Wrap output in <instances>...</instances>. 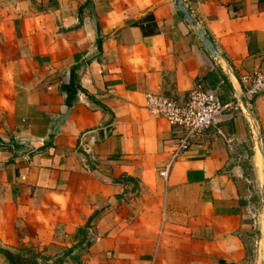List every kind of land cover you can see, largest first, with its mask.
<instances>
[{
	"label": "crops",
	"instance_id": "0c3cea01",
	"mask_svg": "<svg viewBox=\"0 0 264 264\" xmlns=\"http://www.w3.org/2000/svg\"><path fill=\"white\" fill-rule=\"evenodd\" d=\"M180 2L225 62L173 0H0V264L27 245L53 264L264 262V95L254 121L235 103L264 73V0ZM194 89L235 110L162 180L173 128L144 95Z\"/></svg>",
	"mask_w": 264,
	"mask_h": 264
},
{
	"label": "built area",
	"instance_id": "2783aa9c",
	"mask_svg": "<svg viewBox=\"0 0 264 264\" xmlns=\"http://www.w3.org/2000/svg\"><path fill=\"white\" fill-rule=\"evenodd\" d=\"M241 94L248 102L251 98L264 95V73H253L240 79ZM235 103L240 110L239 101ZM144 109L153 116L166 121L173 128L174 150L167 163L158 172L165 180L170 165L176 161L189 145L210 129L223 114L235 110L231 103H221L211 91L191 90L183 103H177L161 95H144Z\"/></svg>",
	"mask_w": 264,
	"mask_h": 264
},
{
	"label": "water",
	"instance_id": "95a60500",
	"mask_svg": "<svg viewBox=\"0 0 264 264\" xmlns=\"http://www.w3.org/2000/svg\"><path fill=\"white\" fill-rule=\"evenodd\" d=\"M173 1H174V5H175V8L178 11V13L181 15V17L184 19V21L188 25H190V27L193 29L195 35L198 37L200 42L206 48L208 53L214 59L221 60V61L225 62L223 56L217 52V50L215 49V47L213 46L211 41L207 38V36L196 26L194 20L190 17L188 11L183 7L180 0H173ZM236 98L239 101L241 108L245 111V113L248 115V117L252 121H254L252 114H251V111L248 107V104H247L246 100L244 99V97L242 96V94L241 93L236 94ZM256 144H257L258 152H259L261 159H262L263 174H264V163H263L264 160H263V154H262V150H261L260 143H259L258 133H256ZM262 188H263V193L261 194V202H262V207H263V211H264V178L262 181ZM261 264H264V262H261Z\"/></svg>",
	"mask_w": 264,
	"mask_h": 264
},
{
	"label": "rangeland",
	"instance_id": "374dc122",
	"mask_svg": "<svg viewBox=\"0 0 264 264\" xmlns=\"http://www.w3.org/2000/svg\"><path fill=\"white\" fill-rule=\"evenodd\" d=\"M256 210L260 216L262 222H264V213L263 208L260 203H257ZM264 247V235L262 239H258L254 244V254L258 258L259 250L261 247ZM52 250L49 249L47 252L46 248L39 249L33 246H22L21 249L17 250V255L20 256L18 264H31L32 262H37L39 264H53V261L50 259Z\"/></svg>",
	"mask_w": 264,
	"mask_h": 264
},
{
	"label": "trees",
	"instance_id": "16d2710c",
	"mask_svg": "<svg viewBox=\"0 0 264 264\" xmlns=\"http://www.w3.org/2000/svg\"><path fill=\"white\" fill-rule=\"evenodd\" d=\"M2 255L7 264H18L20 260L18 255H13L9 253L8 251H2ZM31 264H39V263L32 262ZM55 264H59V263H55Z\"/></svg>",
	"mask_w": 264,
	"mask_h": 264
},
{
	"label": "bare ground",
	"instance_id": "6f19581e",
	"mask_svg": "<svg viewBox=\"0 0 264 264\" xmlns=\"http://www.w3.org/2000/svg\"><path fill=\"white\" fill-rule=\"evenodd\" d=\"M259 155V154H258Z\"/></svg>",
	"mask_w": 264,
	"mask_h": 264
}]
</instances>
